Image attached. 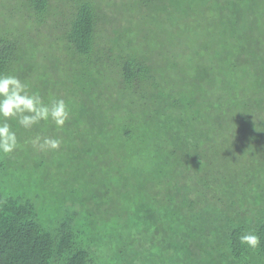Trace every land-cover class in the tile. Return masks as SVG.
Returning <instances> with one entry per match:
<instances>
[{"label":"trees","instance_id":"trees-1","mask_svg":"<svg viewBox=\"0 0 264 264\" xmlns=\"http://www.w3.org/2000/svg\"><path fill=\"white\" fill-rule=\"evenodd\" d=\"M0 73L71 109L10 122L0 264H264V0H0Z\"/></svg>","mask_w":264,"mask_h":264},{"label":"clouds","instance_id":"clouds-1","mask_svg":"<svg viewBox=\"0 0 264 264\" xmlns=\"http://www.w3.org/2000/svg\"><path fill=\"white\" fill-rule=\"evenodd\" d=\"M70 115L71 109L65 100L50 97L45 102L38 91H33L18 76L0 73V156L11 155L20 146L10 122L25 130H31L42 122L63 129ZM30 143L34 149L46 152L58 151L62 141L37 135ZM238 239L241 245L251 249H256L260 244V237L255 232H245Z\"/></svg>","mask_w":264,"mask_h":264}]
</instances>
